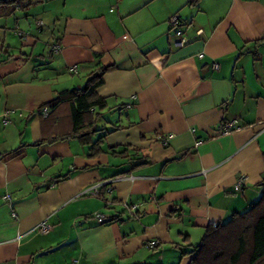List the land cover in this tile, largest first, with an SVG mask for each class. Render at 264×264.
<instances>
[{
	"label": "crops",
	"instance_id": "0c3cea01",
	"mask_svg": "<svg viewBox=\"0 0 264 264\" xmlns=\"http://www.w3.org/2000/svg\"><path fill=\"white\" fill-rule=\"evenodd\" d=\"M98 68L100 131L41 143L71 129L41 106ZM262 195L264 0H0V264H190Z\"/></svg>",
	"mask_w": 264,
	"mask_h": 264
},
{
	"label": "trees",
	"instance_id": "16d2710c",
	"mask_svg": "<svg viewBox=\"0 0 264 264\" xmlns=\"http://www.w3.org/2000/svg\"><path fill=\"white\" fill-rule=\"evenodd\" d=\"M42 1L4 0L22 9ZM104 72V68L96 69L87 77L82 88L63 91L41 106L40 110L45 107L52 110L45 118H49L53 125L58 120L54 112L66 104L71 123V129L66 134L55 132L41 143H54L67 138L89 143L91 137L100 131L96 129V123L107 103L106 98L97 91L104 83ZM104 137L103 135L92 143L90 156L95 157L102 152ZM100 195L101 193L97 197ZM107 222L108 220L105 223ZM192 252L194 258L190 264H264V195L243 214H234L226 223L209 225L201 242Z\"/></svg>",
	"mask_w": 264,
	"mask_h": 264
},
{
	"label": "built area",
	"instance_id": "2783aa9c",
	"mask_svg": "<svg viewBox=\"0 0 264 264\" xmlns=\"http://www.w3.org/2000/svg\"><path fill=\"white\" fill-rule=\"evenodd\" d=\"M177 21H178V17L177 16H173L172 18H170L169 20V26L171 29L175 28L177 26ZM22 39H24L23 37H21ZM60 49L59 45L58 44H54L52 46V51L53 52H57L58 50ZM199 58H202V55H199L198 56ZM211 67L212 69H217L218 68V65L216 63H212L211 64ZM74 73L76 72L75 69L72 70ZM40 115H43V116H47L48 113H49V109L48 108H43L39 111ZM240 126L238 125V122L237 120H232V121H228V122H224V123H221L219 124L217 127H216V131L220 134V135H227L231 132H234V131H239L240 130ZM118 179L120 178H123V176H119L117 177ZM246 177L245 176H240L237 181H236V184L234 186V192H240L246 182ZM105 184V183H104ZM104 184H101V183H98V184H95L93 185L89 190H87L86 192L83 193V195H89V196H94V197H97L99 196L100 194V188L104 185ZM107 185V183L105 184ZM107 192L110 193L111 192V189L108 188L107 189ZM130 212L131 213H135L136 212V207L133 206L130 208ZM95 219L98 223L100 224H104L107 219L105 218L104 215L102 214H96L95 216ZM49 226L45 223V222H42L41 224H39L37 227H35L32 231H34L35 233H38V234H46L48 231H49ZM157 246V242H151L149 243L146 247L150 250H153L155 249Z\"/></svg>",
	"mask_w": 264,
	"mask_h": 264
},
{
	"label": "rangeland",
	"instance_id": "374dc122",
	"mask_svg": "<svg viewBox=\"0 0 264 264\" xmlns=\"http://www.w3.org/2000/svg\"><path fill=\"white\" fill-rule=\"evenodd\" d=\"M96 125H97V126H96V129H97V127L99 128V123H98V122L96 123Z\"/></svg>",
	"mask_w": 264,
	"mask_h": 264
}]
</instances>
